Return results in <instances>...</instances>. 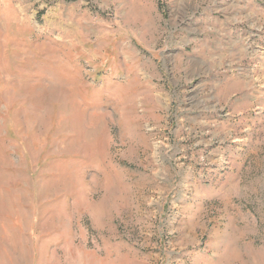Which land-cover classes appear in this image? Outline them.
<instances>
[{"label": "rangeland", "instance_id": "rangeland-1", "mask_svg": "<svg viewBox=\"0 0 264 264\" xmlns=\"http://www.w3.org/2000/svg\"><path fill=\"white\" fill-rule=\"evenodd\" d=\"M0 264H264V0H0Z\"/></svg>", "mask_w": 264, "mask_h": 264}]
</instances>
